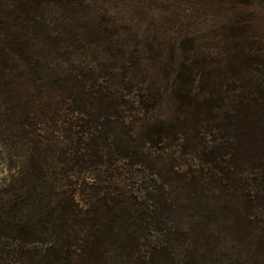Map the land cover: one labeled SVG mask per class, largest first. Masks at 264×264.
Wrapping results in <instances>:
<instances>
[{
	"label": "trees",
	"instance_id": "obj_1",
	"mask_svg": "<svg viewBox=\"0 0 264 264\" xmlns=\"http://www.w3.org/2000/svg\"><path fill=\"white\" fill-rule=\"evenodd\" d=\"M251 4L0 0V264H264Z\"/></svg>",
	"mask_w": 264,
	"mask_h": 264
},
{
	"label": "rangeland",
	"instance_id": "obj_2",
	"mask_svg": "<svg viewBox=\"0 0 264 264\" xmlns=\"http://www.w3.org/2000/svg\"><path fill=\"white\" fill-rule=\"evenodd\" d=\"M249 12V29L251 33L260 40L261 45L264 47V0H252V4L250 7ZM226 215L231 218V224L234 227H231V234L226 235L224 232L222 233H207L203 234V236H207L208 244L211 246V250L213 249V253H217L218 249H221L223 245H227L228 243L231 244L232 238L237 240H246L247 242H255L256 239L252 237V232L250 230V224H245V227L240 226L238 227L237 223H240V218L238 217L237 211L228 210ZM214 216L206 217L202 220L203 225H208V221L212 220ZM245 223V222H244ZM236 226V227H235ZM221 230H224L221 228ZM209 234V235H208ZM235 244V243H234ZM221 251V250H219ZM207 254V253H206ZM205 254V256H206ZM212 258L209 260V264H218V262H224L228 259V254L226 252L220 253V256L209 255ZM216 258V260H215Z\"/></svg>",
	"mask_w": 264,
	"mask_h": 264
}]
</instances>
